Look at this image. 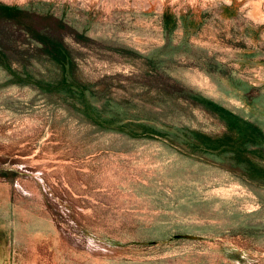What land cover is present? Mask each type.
Wrapping results in <instances>:
<instances>
[{"label":"rangeland","instance_id":"obj_1","mask_svg":"<svg viewBox=\"0 0 264 264\" xmlns=\"http://www.w3.org/2000/svg\"><path fill=\"white\" fill-rule=\"evenodd\" d=\"M0 264H264V0H0Z\"/></svg>","mask_w":264,"mask_h":264},{"label":"trees","instance_id":"obj_2","mask_svg":"<svg viewBox=\"0 0 264 264\" xmlns=\"http://www.w3.org/2000/svg\"><path fill=\"white\" fill-rule=\"evenodd\" d=\"M4 9H6V10H14V8H10V7H3ZM15 10H17V9H15Z\"/></svg>","mask_w":264,"mask_h":264}]
</instances>
